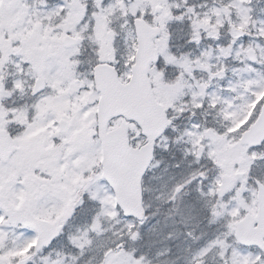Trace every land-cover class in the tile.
Masks as SVG:
<instances>
[{"label": "snow or ice", "instance_id": "obj_1", "mask_svg": "<svg viewBox=\"0 0 264 264\" xmlns=\"http://www.w3.org/2000/svg\"><path fill=\"white\" fill-rule=\"evenodd\" d=\"M0 264H264V0H0Z\"/></svg>", "mask_w": 264, "mask_h": 264}]
</instances>
